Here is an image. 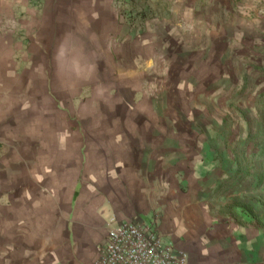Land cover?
Listing matches in <instances>:
<instances>
[{
  "label": "crops",
  "instance_id": "obj_1",
  "mask_svg": "<svg viewBox=\"0 0 264 264\" xmlns=\"http://www.w3.org/2000/svg\"><path fill=\"white\" fill-rule=\"evenodd\" d=\"M17 6L19 37L0 34V264H94L111 219L155 225L187 264H264L262 229L212 207L236 168L207 67L150 54L132 0ZM168 74L191 91L174 106Z\"/></svg>",
  "mask_w": 264,
  "mask_h": 264
},
{
  "label": "rangeland",
  "instance_id": "obj_2",
  "mask_svg": "<svg viewBox=\"0 0 264 264\" xmlns=\"http://www.w3.org/2000/svg\"><path fill=\"white\" fill-rule=\"evenodd\" d=\"M19 1L0 0L1 14L4 17L0 24L1 35L19 37L16 19L23 16L25 11L18 8ZM132 2L134 15L136 18L139 17L138 20L135 19V33L149 31L153 39L149 40L147 45L150 47L148 48L150 54L153 53V47L158 45L160 49L163 47L165 50L164 55L171 57H168L169 61L173 60L179 65L180 71L182 69L183 72L184 70L187 72L192 67L190 64L192 62L197 69L202 65L208 68L205 67L206 72L199 78L207 80L208 83L211 80L210 85L213 87L215 98L220 101L219 108L215 107L217 105L214 106V116L217 118L220 114L222 116L223 137L231 140L230 152L236 168L233 175L235 178L230 179L220 190L213 191L212 207L217 213L224 211L226 213V216L222 217L224 219L244 222L242 215H245L250 221L249 216L237 206H233V203L250 202L256 213L264 212V182L257 187L255 179L260 175L264 176V0H132ZM209 4L213 5L211 9L213 17L203 12ZM207 10L210 12V9ZM211 26L214 33L209 31ZM219 34L224 35L225 39H216L217 36L219 38ZM244 36L249 38L250 43H243L246 41ZM9 42L12 47L13 40ZM242 44L250 47L247 56L244 54L246 45L243 47ZM212 45L215 54L210 56L204 53L211 51L209 49H212ZM225 47H230L235 53V66H226V62L220 65L218 62L219 53ZM197 73L199 75L201 70ZM171 79V75L168 74L166 94L169 105L174 106L177 94L186 95L190 92L191 95V91H187L188 88L181 85L177 87L174 84L177 80L170 83ZM203 89L204 87H198L195 91L200 94ZM261 229L264 234V229ZM262 247L264 251V245Z\"/></svg>",
  "mask_w": 264,
  "mask_h": 264
},
{
  "label": "built area",
  "instance_id": "obj_3",
  "mask_svg": "<svg viewBox=\"0 0 264 264\" xmlns=\"http://www.w3.org/2000/svg\"><path fill=\"white\" fill-rule=\"evenodd\" d=\"M94 264H187V253L165 241L155 225L111 219Z\"/></svg>",
  "mask_w": 264,
  "mask_h": 264
},
{
  "label": "trees",
  "instance_id": "obj_4",
  "mask_svg": "<svg viewBox=\"0 0 264 264\" xmlns=\"http://www.w3.org/2000/svg\"><path fill=\"white\" fill-rule=\"evenodd\" d=\"M264 176L260 175L256 179V186L259 187L264 182ZM233 206H237L240 208L242 212H245L249 218L251 219L252 223L255 224L258 228L264 229V212L262 214H258L253 210V204L250 202H240V203H233Z\"/></svg>",
  "mask_w": 264,
  "mask_h": 264
}]
</instances>
